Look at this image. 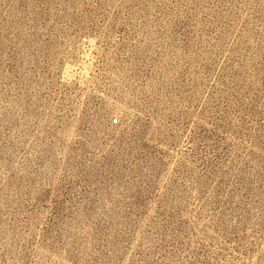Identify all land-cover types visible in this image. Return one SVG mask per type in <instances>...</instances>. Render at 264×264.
Wrapping results in <instances>:
<instances>
[{
    "label": "rangeland",
    "instance_id": "1",
    "mask_svg": "<svg viewBox=\"0 0 264 264\" xmlns=\"http://www.w3.org/2000/svg\"><path fill=\"white\" fill-rule=\"evenodd\" d=\"M0 264H264V0H0Z\"/></svg>",
    "mask_w": 264,
    "mask_h": 264
}]
</instances>
